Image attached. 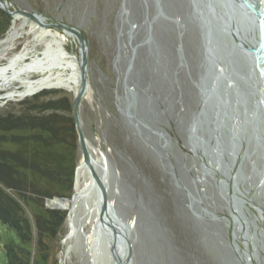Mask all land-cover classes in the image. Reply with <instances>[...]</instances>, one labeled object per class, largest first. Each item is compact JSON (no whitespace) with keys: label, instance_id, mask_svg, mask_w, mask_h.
Returning <instances> with one entry per match:
<instances>
[{"label":"rangeland","instance_id":"374dc122","mask_svg":"<svg viewBox=\"0 0 264 264\" xmlns=\"http://www.w3.org/2000/svg\"><path fill=\"white\" fill-rule=\"evenodd\" d=\"M4 1L8 9L36 12L50 25L36 28L30 18L0 8V41L12 27L16 35L5 48L0 45V64L26 49L42 56L46 44L63 34L54 26L58 22L77 28L86 40L80 129L114 219L127 225L121 233L129 264H264L258 212H264V113L256 107L244 57L229 54L216 31L215 44L226 54L220 65L232 86L215 83L227 104L213 98L202 103L200 86L210 85L212 70L204 67L192 0ZM59 43L79 61L72 36ZM67 70L49 72L65 76ZM8 75L13 79L0 96L21 88L18 75ZM39 90L0 99V120L10 112L28 122L0 130V149L16 152L26 167L20 173L51 195L39 199L28 191L32 199L19 201L25 215L51 223H33L19 245L16 231L0 222V264H8L7 245L15 246L16 264H114L110 230L99 227L92 234L100 203L95 187L73 206L76 229L70 238L68 209L51 204L74 194L82 151L69 109L73 92L60 86ZM90 176L82 172L80 186Z\"/></svg>","mask_w":264,"mask_h":264},{"label":"water","instance_id":"95a60500","mask_svg":"<svg viewBox=\"0 0 264 264\" xmlns=\"http://www.w3.org/2000/svg\"><path fill=\"white\" fill-rule=\"evenodd\" d=\"M239 2V3H238ZM242 2L249 5V7L244 6ZM192 5L194 13L198 18V21L202 28V40L207 69L212 70V75L210 76V85L207 88L200 86V93L202 97V103L204 106L210 98H213L216 102H221L222 104H227V98L221 95L216 89L215 83L219 80L230 79L226 72H218V66L221 64V57H226V54L221 52L219 45L215 44V38L213 31L224 36L226 43L220 44L224 45L228 49L229 54H234L235 52L242 54L246 64L248 66V81L251 79L252 89L257 95L256 107L260 108L264 113V0H192ZM219 5H223L225 12L227 13V18L224 20L219 13ZM0 8H2L6 13L10 15L19 14L30 18L32 20H37L40 16L36 12H28L19 8L10 10L4 0H0ZM45 26L50 24L46 23ZM56 27L69 32L77 41L78 44V54H79V87L73 93V98L71 102L72 114L74 118L75 125L77 127L78 139L82 151V162L89 165V170L92 179L96 185L97 196L100 199V203L97 206V220L96 227L92 229V234L99 228L105 227L110 229L113 243H112V253L115 256V244L118 242V232L114 224H112L110 218L114 216L110 203L106 196V187L102 181L101 174L96 172L93 166L90 165V152L86 146V142L83 138L80 129L79 120V103L86 92L88 86L87 80V57H88V47L83 34L75 27L68 26L63 23H55ZM220 50H219V49ZM224 70V69H223ZM223 72V74H222ZM35 93L32 92L31 94ZM24 94L21 96H15L21 98L27 96ZM13 96H4L3 99H9ZM222 115H224L222 113ZM195 125L192 122L191 127ZM210 151H214L213 148ZM263 159H264V147L262 149ZM261 181L264 182V161L261 171ZM73 198V195L72 197ZM60 200H66V197L58 198ZM55 207V206H54ZM257 211V209H255ZM264 210V209H263ZM236 212L235 209H233ZM112 214V215H111ZM115 217V216H114ZM116 218V217H115ZM262 223L264 225V212L261 216ZM121 235V232H120ZM129 261V260H128ZM124 264V263H120Z\"/></svg>","mask_w":264,"mask_h":264},{"label":"bare ground","instance_id":"6f19581e","mask_svg":"<svg viewBox=\"0 0 264 264\" xmlns=\"http://www.w3.org/2000/svg\"><path fill=\"white\" fill-rule=\"evenodd\" d=\"M242 4L246 7L247 6L249 7V5L244 2H242ZM218 10H219L221 17L225 20L227 18V13L225 12V8L223 7V5H219ZM13 17L26 19L25 16H22L19 14H14ZM43 20L44 19L42 16H39L37 20L31 19L32 24L36 28H41V26H45L44 24L46 23L42 22ZM61 30L63 31V34L60 36L61 39L59 38L58 40L57 39L58 37L53 38L51 43H47L42 52V56H35L32 54H29V51L26 49V50H21L20 52L9 57L6 60L7 62L5 64H0V88H3L4 85L9 80L13 79L12 76L8 75L9 71H13L15 74L18 75V78L15 79V81L21 85V88L19 89L17 88V89H12L10 91L8 90V92L0 96V99H2L4 96L15 97V96H21L24 94H28V93L31 94L32 92L37 91L41 88L53 87V86L65 87L71 90L73 93L78 89L79 87V61L77 58H75L73 54L69 53V51H67L63 45L60 46V43H59L60 40L64 39L65 36L71 37L72 35L69 32L64 31L63 29ZM15 37L16 35L14 32V28L12 27L10 31L6 34V37L0 41V45L2 46V48H5L6 45H8V42L12 41ZM72 37L74 38V36ZM52 68L60 69V70L68 69L67 70L68 73L65 76H58V75H55L49 72V69H52ZM217 71L224 72L223 67L219 65ZM30 73H42V75L37 78H30L29 77ZM225 82H227L226 83L227 85L232 86V82L230 79H227ZM219 117H222V116H219ZM94 164L96 163L92 155H90V165L94 167ZM82 172H88L91 175L90 170H89V165L88 164L86 165L85 163L81 161L76 168V180H75V187H74L75 191L73 194V198H70V200L69 199L60 200L57 198V199H54L51 203L54 206H57L58 208L68 209L69 211L68 216H67L68 226H69V232L67 234V238H70L76 229L75 214L73 212L74 210L73 206L75 202L77 201V199H79V197L83 196L88 190H90L93 187H96L92 179V176H90L89 182L80 186L78 178ZM98 200L100 202L99 197H98ZM258 212L260 213L259 217L261 218L262 210L259 208ZM114 218L115 217L112 216L110 220L112 224L115 225L118 232H121L122 230L121 225L125 227L127 225L125 223H120L119 220L114 219ZM102 228L106 230H110L105 227H102ZM117 236H118L117 248H115L114 250L115 256L113 255L114 264H120V263L129 264L128 251H127V248L129 245L128 244L124 245L123 233H121V235L120 233H118ZM61 264H64L63 261L61 262Z\"/></svg>","mask_w":264,"mask_h":264},{"label":"trees","instance_id":"16d2710c","mask_svg":"<svg viewBox=\"0 0 264 264\" xmlns=\"http://www.w3.org/2000/svg\"><path fill=\"white\" fill-rule=\"evenodd\" d=\"M35 107L36 106L33 108ZM69 109L72 110V107L69 106ZM4 118H6L5 122ZM4 118L0 120V130L4 131L14 128H23L22 125L28 123L25 122V120H21L22 118H15L14 114L10 112ZM34 119L35 118H32V120ZM22 161L23 159L16 152L12 153L11 151L8 152V150L3 151L0 149V222L16 231L20 240L19 245L24 243L26 236L29 237L33 223H37L39 225V222L43 221V223H46V226L48 227L51 223V220L48 218L40 219L42 215H37L38 217L35 221L33 219L31 220L25 215L23 206L19 203V201L27 203L28 198L32 199V197L28 195V191L37 194L39 199L51 196L47 193H41L40 189L45 191L44 187L41 188L35 183L30 182L23 176L22 173H20L22 170L19 169L23 167ZM46 212L50 213V210H47ZM14 247L15 246L11 245L6 246L8 264H16L12 261V251L15 250ZM14 257L16 258V261L20 259L17 254H14Z\"/></svg>","mask_w":264,"mask_h":264}]
</instances>
